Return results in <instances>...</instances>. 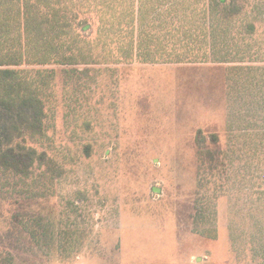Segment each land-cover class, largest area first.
I'll list each match as a JSON object with an SVG mask.
<instances>
[{
  "label": "rangeland",
  "instance_id": "1",
  "mask_svg": "<svg viewBox=\"0 0 264 264\" xmlns=\"http://www.w3.org/2000/svg\"><path fill=\"white\" fill-rule=\"evenodd\" d=\"M57 1L94 63L34 67L48 126L0 164V264H264V0H225L229 39L192 29L177 63H113L105 1Z\"/></svg>",
  "mask_w": 264,
  "mask_h": 264
},
{
  "label": "trees",
  "instance_id": "2",
  "mask_svg": "<svg viewBox=\"0 0 264 264\" xmlns=\"http://www.w3.org/2000/svg\"><path fill=\"white\" fill-rule=\"evenodd\" d=\"M104 1L101 6L112 19L110 26H102V45H108L113 63L137 59L155 63L160 56L162 61L166 57L170 62H188L182 51H177V45L183 46L182 36L186 50L191 46V37L197 43L200 41L192 29L213 44L220 30L226 41L229 29L224 28V23L234 21L229 17L230 4L225 5V0H208L200 7L199 18L203 20L199 22L196 0ZM58 6L57 0H0V164L18 171H25L39 155L34 147L25 144V137H42L48 126L44 119L47 99L42 96L48 88L47 76L53 71L34 67L94 63L80 55V36L70 17L60 12ZM244 25L253 29L250 22ZM156 27L160 32H153ZM148 45L154 50L162 49V55L152 56L145 51ZM170 45L173 53L166 51ZM240 56L245 58V53Z\"/></svg>",
  "mask_w": 264,
  "mask_h": 264
}]
</instances>
